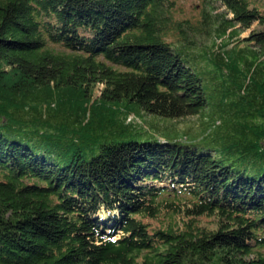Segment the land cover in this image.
I'll return each mask as SVG.
<instances>
[{"label":"trees","instance_id":"16d2710c","mask_svg":"<svg viewBox=\"0 0 264 264\" xmlns=\"http://www.w3.org/2000/svg\"><path fill=\"white\" fill-rule=\"evenodd\" d=\"M177 2L0 0V264H264L262 139L244 168L161 139L110 140L85 154L90 125L105 133L99 105L132 102L175 119L207 104L173 43L222 28L264 56V28L240 37L264 26V0H201L196 26ZM49 88L61 92L50 119L49 106H34ZM71 88L89 118L63 99ZM37 133L68 137L72 152L61 142L54 155L55 137L39 146Z\"/></svg>","mask_w":264,"mask_h":264},{"label":"rangeland","instance_id":"374dc122","mask_svg":"<svg viewBox=\"0 0 264 264\" xmlns=\"http://www.w3.org/2000/svg\"><path fill=\"white\" fill-rule=\"evenodd\" d=\"M177 5L181 18H189L193 25H198L202 11L201 0H178ZM218 11H225V8L220 7ZM259 27L264 28L255 22L240 37H247L251 30ZM231 36H223L220 28L208 38H203L199 33L197 37L192 36L197 40L195 44H172L203 80L207 104L198 113L174 119L147 114L132 102H112L108 107L99 105L98 111L107 114L105 133L99 131L102 129L100 123L97 128L96 125H90L91 130L87 135L91 138L85 148L87 157L97 152L98 145L110 140L161 139L195 145L200 150L211 149L218 157L232 162L236 167L244 168L257 161H252L259 159L256 143L260 139L264 143V73L261 67L264 63L259 62L264 56L248 42L235 44L239 38L236 37L237 33ZM258 63L257 70L252 74ZM102 89L101 84L93 88L92 101L101 96ZM46 91L48 96L41 98V104L34 106L42 110L49 106L47 114L50 119L56 111L52 103L59 102L57 95L61 92L52 88ZM63 99L72 103L75 115L83 116L87 109L89 118L90 106H86L88 101L77 90L63 89ZM72 123H69L70 129L77 125L74 120ZM110 133L115 134L108 136ZM50 137H55L50 146L54 147L51 148L54 155H58L61 142H66L62 140H68V137L60 134H50L48 137L37 133L33 141L42 146ZM245 144L254 146L245 150ZM64 145L67 150L64 147L61 149L71 153L72 147L67 142ZM209 221L203 217L198 223Z\"/></svg>","mask_w":264,"mask_h":264}]
</instances>
